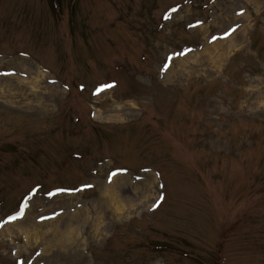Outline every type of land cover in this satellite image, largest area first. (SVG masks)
<instances>
[{"label": "rangeland", "instance_id": "rangeland-1", "mask_svg": "<svg viewBox=\"0 0 264 264\" xmlns=\"http://www.w3.org/2000/svg\"><path fill=\"white\" fill-rule=\"evenodd\" d=\"M0 264H264V0H0Z\"/></svg>", "mask_w": 264, "mask_h": 264}, {"label": "bare ground", "instance_id": "bare-ground-1", "mask_svg": "<svg viewBox=\"0 0 264 264\" xmlns=\"http://www.w3.org/2000/svg\"><path fill=\"white\" fill-rule=\"evenodd\" d=\"M232 38H234V37H232ZM220 44H222V41L216 43L217 46H219ZM217 46H214V48H216ZM197 54H201V53L200 52L199 53H195L194 56L197 55ZM191 56H193V54H191ZM39 73L43 75V72H41L40 70H39ZM7 78H9V79L15 78L17 80H22L23 81V79H21L19 76H9ZM77 213H79V214L73 213V214H76V215H72V216L69 215V216H66L64 218H71L73 220L81 218L80 214H82L83 211H78ZM32 220H33L32 217H29L28 215H25L24 217L16 220L15 223L13 224V227H20L22 229V231H24L26 233V237L28 238L30 233H31V231H33V233H35L36 235H39L40 229L36 228L37 225H39L40 227H45V226L52 225V224H54L55 222L58 221V219L45 220V221L38 222V223L35 222V224H33V223L30 224V222H32ZM31 227H32V229H31ZM45 233H46V231H45Z\"/></svg>", "mask_w": 264, "mask_h": 264}, {"label": "snow or ice", "instance_id": "snow-or-ice-1", "mask_svg": "<svg viewBox=\"0 0 264 264\" xmlns=\"http://www.w3.org/2000/svg\"><path fill=\"white\" fill-rule=\"evenodd\" d=\"M116 173H113L112 175H115ZM111 178V177H110Z\"/></svg>", "mask_w": 264, "mask_h": 264}]
</instances>
